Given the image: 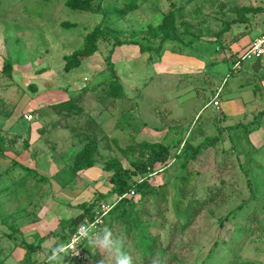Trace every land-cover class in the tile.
I'll return each instance as SVG.
<instances>
[{
  "label": "rangeland",
  "instance_id": "1",
  "mask_svg": "<svg viewBox=\"0 0 264 264\" xmlns=\"http://www.w3.org/2000/svg\"><path fill=\"white\" fill-rule=\"evenodd\" d=\"M72 1L0 0V264H47L52 248L68 241L61 236L81 213L77 204L115 199L104 166L112 159L124 168L142 162L147 143L169 148L171 162L136 177L160 190V199L143 194L145 185L131 194L133 210L144 213L136 236L119 224L106 226L120 253L145 264L139 252L145 239L156 248L146 264H264V123L255 120L248 135L244 126L222 132L235 122L204 108L215 94L210 88L222 86L227 99L251 75L233 69L247 33L234 21L256 15L263 23L264 0H136L137 8L117 21L114 11L107 19L103 13L124 7L121 0H91L90 11L72 8ZM170 12L179 40L161 46L149 27ZM100 25L115 36L66 71L65 57ZM131 41L159 50L142 53ZM65 93L68 102L54 107ZM29 113L30 122L22 121ZM88 134L97 141L95 165L77 173L72 167ZM208 138L213 144L183 168L176 155L184 144ZM205 183L217 185L219 195L189 221L181 207L202 199ZM90 251L89 259L69 264H116V253L94 245ZM66 258L61 254L59 264Z\"/></svg>",
  "mask_w": 264,
  "mask_h": 264
},
{
  "label": "trees",
  "instance_id": "2",
  "mask_svg": "<svg viewBox=\"0 0 264 264\" xmlns=\"http://www.w3.org/2000/svg\"><path fill=\"white\" fill-rule=\"evenodd\" d=\"M49 1V0H46ZM90 2L91 0H73L71 3L72 8H77L79 10H86L90 11ZM120 2H123L124 7L120 8L119 5H114L112 9H109L102 12V10H99L98 12L103 13V16L105 19L108 18V15H112V18L114 21L119 20V18L125 16L126 14L132 12L134 9L137 8L138 3L136 0H121ZM263 12V9H248L246 13H258ZM244 16H242V19ZM235 23L237 20L234 21ZM107 26V24H103ZM102 25V26H103ZM101 25L98 26L94 31H92L85 39L84 46L82 49L75 51L72 55L65 57L66 65L65 70L71 71L74 68L78 67L81 63L80 58H87L92 56L98 49V44L101 40L106 39L107 36H115L114 31L106 29L104 32L101 31ZM150 33L154 37H160L161 40V46L163 45V42L171 40V41H178L179 36L177 35L176 27H175V13L170 12L166 16H164L162 22L157 26H150L149 27ZM116 38L115 45L120 46L123 45V42ZM131 45L138 46L140 49V52L142 53H151V52H158L159 47H154L152 44L144 45L140 41H131ZM160 46V48H161ZM7 67H10V65L7 62ZM5 66V67H6ZM10 72V70H9ZM115 90L118 92H115ZM113 91V92H112ZM110 93L112 94V97L120 99L121 91L120 88L116 83H110ZM66 102H61L55 105L54 107L58 106H64ZM75 103V101H73ZM259 121V120H258ZM260 122V121H259ZM254 125V122L247 125H235L230 126L227 128L226 131L231 130H240L239 128L243 127L245 128L244 134L248 135L249 133V127ZM248 132V133H247ZM215 138H208L203 143H200L198 145H195L191 142H187L182 147V150L179 154L176 155L177 160H182V167L186 168L188 164H190V161L195 160L196 157L199 155L201 150L208 148L211 144H213ZM83 146L81 150L77 153L74 165L72 167V170L74 172H81L85 171L95 165V153L97 151V141L94 135H87L82 139ZM4 139L0 135V148H2ZM147 157H145L142 162L140 163H133L130 168H124L117 160L112 159L109 161L108 165H105V171L110 174L109 176V183L112 185L111 195H115V201L116 205L113 207V209L110 211L109 215L106 217L105 222L103 225H101L100 230L97 233V239L102 237L103 235V229L107 228L106 226H110L112 224L121 225L122 227H125L127 229V235L131 236V232L135 231V236L139 233L141 227V224L143 222V215L144 213H137L133 210V204L132 201V195L130 194L133 192H139L140 188L145 185V183L141 182L136 177L140 175H146V177L150 175L153 171L157 174L161 172L162 170L167 169L168 164L171 162L170 158V151L169 148L163 146L161 143H147L144 145ZM159 165V166H158ZM158 166V167H157ZM163 167V169H160V167ZM26 170L27 173H31V171L28 168H23ZM152 171V172H151ZM186 176L181 177L180 183H182V188L184 189V181ZM187 180V178H186ZM187 181H185L186 183ZM145 187H149L147 184ZM166 188V187H164ZM201 192L203 193L202 199H190L188 203H186L184 206L179 207L182 208L184 211V214L186 218L191 221L193 220L197 214H199L207 205L213 204L215 201V198L219 195V188L215 184H204L201 187ZM6 189V188H5ZM143 194L147 195L149 193V196H156L160 199V190H156L155 187H149L148 192L143 191ZM193 194V193H192ZM126 195V196H124ZM131 195V196H130ZM185 196L186 193H184ZM13 194L7 193L4 197L5 199H13ZM120 198V199H119ZM78 208L81 210V213L79 215H76L75 218L68 220L67 226L69 227L67 229V232L62 235V238H69V236L77 229V226H79L82 221L92 216V211L95 209V204L88 205L87 203L77 204ZM92 218V217H91ZM108 221V222H107ZM188 224V223H187ZM129 233V234H128ZM113 232L112 236L110 237V240L114 241L113 238ZM91 248H93L92 244H89L88 240L84 242L83 246V252L84 254L88 255L91 253ZM33 249L35 250L36 247L33 245H27L28 252H32ZM156 248H153L147 240L143 239V241L140 244V250L142 254V261L146 264L147 262H153V252ZM88 258V257H87ZM89 259V258H88ZM78 263V262H77ZM73 264V263H72Z\"/></svg>",
  "mask_w": 264,
  "mask_h": 264
},
{
  "label": "crops",
  "instance_id": "3",
  "mask_svg": "<svg viewBox=\"0 0 264 264\" xmlns=\"http://www.w3.org/2000/svg\"><path fill=\"white\" fill-rule=\"evenodd\" d=\"M254 16L249 17L247 15V17L244 16L243 19L237 20V22H236V24L245 25V27L243 29L239 28L240 31H246L247 32L246 37L242 41V43H245L244 46L242 47V48H244V50L247 49V47L249 46V44L251 43L252 39L255 36L264 32V22L262 23L263 19L261 21H259V20H257L256 15H254ZM252 31H254V33H255L254 36H250ZM233 47L236 48L237 44L233 45ZM241 49H239V51H238L239 55H240V53H242L244 51ZM236 57H237V55H236ZM229 62H231V60ZM247 63H248V61H247ZM250 65L251 66L249 68L248 67L247 68L241 67L239 69V71L245 70L246 73H251V75H247V78L244 80V82L242 84H240L239 86L237 85L239 90H236V93L233 96H231L227 99H222V95H221L220 106L218 109L212 105L207 106V104L204 107V108L212 107L215 110H219L220 116H222V118L225 119L226 122L230 119H232L235 122V123L227 122V125L224 126L225 128L222 127V128H224L222 130V132L226 131L227 128L232 126V125L233 126H235V125H247V124L253 123L257 119L260 121L259 125H263V123H264V120H263L264 119V61L260 62L259 66L256 65L255 62L251 63ZM205 68L206 67H204V69H202V70H205ZM247 69H249V71H247ZM219 88H222V86H220ZM219 88H217V87H215L214 89L210 88L209 91H212V92L214 91V93H215L217 91L216 89H219ZM200 93L203 94V92H200ZM69 94L70 93H65L64 94L65 98L61 99L59 103L66 102L70 97ZM228 94H229V91L227 92L226 95H228ZM242 120H243V122H240ZM22 121H24L26 123L30 122V121L25 120V119H23ZM250 135L252 136L253 134H250ZM85 172H86V170H85Z\"/></svg>",
  "mask_w": 264,
  "mask_h": 264
},
{
  "label": "built area",
  "instance_id": "4",
  "mask_svg": "<svg viewBox=\"0 0 264 264\" xmlns=\"http://www.w3.org/2000/svg\"><path fill=\"white\" fill-rule=\"evenodd\" d=\"M247 61H254V62H259V63L264 61V32L256 36L251 41L247 49L238 56V58L233 63V69L239 70L241 66L243 65V63ZM221 92H222V88L217 89L213 98L210 100V102H208L207 106L212 105L218 109L220 106ZM24 117L27 120L32 119L31 113L26 114ZM130 194H133V192H131ZM115 205H116L115 199L112 201L100 202L98 206H96L95 209H93L92 216H91L92 218L91 217L85 218L81 224H84V225L95 224L94 229H92V233H98L101 225H103L106 217L109 215L110 211L113 209ZM76 231L77 229L69 236V238L67 239L68 241L65 244L74 242L73 238L76 234ZM92 233H90V235ZM87 240L88 239H80L79 241H75L74 248L69 249L65 253H62V254H67V258L63 261L65 262L63 264H69V259L71 260V258H73V262L75 260H85L87 256L83 252V246H84V242H86Z\"/></svg>",
  "mask_w": 264,
  "mask_h": 264
},
{
  "label": "clouds",
  "instance_id": "5",
  "mask_svg": "<svg viewBox=\"0 0 264 264\" xmlns=\"http://www.w3.org/2000/svg\"><path fill=\"white\" fill-rule=\"evenodd\" d=\"M95 224L84 225L81 224L77 226L76 234L73 241H79L80 239H88L89 244L94 246H99L108 252L116 253V264H132L131 258L126 253H120L119 243L110 240L112 232L104 228L102 239H97V233H92ZM90 233H92L90 235ZM74 242L68 244H58L56 247L52 248L51 254L47 257V264H59L61 254L67 252L69 249L74 248Z\"/></svg>",
  "mask_w": 264,
  "mask_h": 264
},
{
  "label": "water",
  "instance_id": "6",
  "mask_svg": "<svg viewBox=\"0 0 264 264\" xmlns=\"http://www.w3.org/2000/svg\"><path fill=\"white\" fill-rule=\"evenodd\" d=\"M255 64L259 66V62H255Z\"/></svg>",
  "mask_w": 264,
  "mask_h": 264
}]
</instances>
